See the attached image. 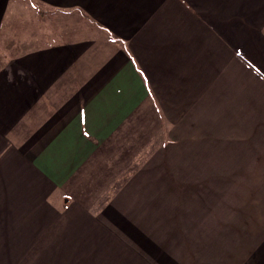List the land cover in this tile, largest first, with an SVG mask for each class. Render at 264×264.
Wrapping results in <instances>:
<instances>
[{
    "label": "crops",
    "instance_id": "1",
    "mask_svg": "<svg viewBox=\"0 0 264 264\" xmlns=\"http://www.w3.org/2000/svg\"><path fill=\"white\" fill-rule=\"evenodd\" d=\"M263 241L264 0H0V264H252Z\"/></svg>",
    "mask_w": 264,
    "mask_h": 264
},
{
    "label": "rangeland",
    "instance_id": "2",
    "mask_svg": "<svg viewBox=\"0 0 264 264\" xmlns=\"http://www.w3.org/2000/svg\"><path fill=\"white\" fill-rule=\"evenodd\" d=\"M48 18H49V13H46V15H44L41 20L46 25H49V22H48L49 19ZM13 25H14V29L12 26L9 28V31H10L9 32V38L11 40L14 39V41H17V38L20 35H21L20 36V38H21L22 37V30H24V32H23L24 36H28L30 34H33V31H32L33 30L32 29L33 23L20 22L19 25L18 24H13ZM18 27H19L20 33L18 31ZM25 27H26V29H23ZM44 28H45V26H43V24H42V30H44ZM10 36L14 37V38H11ZM29 40L30 39H24L25 44L28 45ZM5 42H8V41H6V39H5ZM20 44H21V41H20ZM255 217H258V216H255ZM232 224H234V222L229 221V226H231ZM233 229L234 230H229V232H218V244L227 245V248H229V250H232V252H233V253H230L229 255L233 254V256H237V255L241 256V254H243V251H244V249H243V238L247 239L250 235L253 234V232L252 231L251 232H243L238 227L233 228ZM256 253L260 254L261 258L263 257V255H264V241L260 245L259 250L258 251L256 250ZM255 259H257V257ZM250 262H252V260ZM252 264H264V261L260 262V263L255 262Z\"/></svg>",
    "mask_w": 264,
    "mask_h": 264
}]
</instances>
